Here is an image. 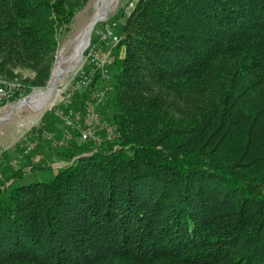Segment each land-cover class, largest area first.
<instances>
[{
	"label": "trees",
	"instance_id": "16d2710c",
	"mask_svg": "<svg viewBox=\"0 0 264 264\" xmlns=\"http://www.w3.org/2000/svg\"><path fill=\"white\" fill-rule=\"evenodd\" d=\"M88 1L0 0V75L44 87ZM123 17L118 149L76 134L72 164L0 190V264H264V0H138Z\"/></svg>",
	"mask_w": 264,
	"mask_h": 264
},
{
	"label": "rangeland",
	"instance_id": "374dc122",
	"mask_svg": "<svg viewBox=\"0 0 264 264\" xmlns=\"http://www.w3.org/2000/svg\"><path fill=\"white\" fill-rule=\"evenodd\" d=\"M95 2L96 0H89L75 15L69 31L61 34L55 63L56 66L58 60L62 61V64L59 65L61 66L60 69L73 65L75 61L73 59L76 58L83 40L80 34L85 31L92 20ZM137 2L138 0H120L116 9L107 16L106 20L96 24L92 32L90 45L84 52L82 60L74 71L68 74L58 91L57 98L46 109L39 110L35 114L31 110L32 103H28L30 107L13 110L26 97L38 90L46 89L50 84L53 71L44 87L30 88L29 84L25 82L35 77L30 70H21L15 80H10L20 81L25 89L16 101L0 108V161L3 167V179L0 181V190H5L15 184L47 179L54 175L58 169L75 161L76 158L68 159L60 155L59 150L62 148L60 146L67 143H60L59 146H55L54 138L49 137L50 135H55L57 139H61L62 133L66 129L64 123H62L61 111L74 110L76 120H81L85 125H88L87 114L88 109H90L88 106L94 107L92 104L94 101L93 95L98 91H105L103 104H100L96 111L100 114L99 116L103 123L109 121L108 118H110L112 113L109 107L112 97V77L109 80L101 77V81H98L97 85L93 87L94 79L90 87H81L76 93L72 94L70 101H67L68 94L72 86H74L73 83L78 78L80 71L83 68L85 70L91 68L86 60L90 51L99 56H104L111 52V60L114 56L117 57V60L125 56V48L116 49L118 43L125 36L122 32L125 17L120 18V16L122 12H126L130 16ZM114 36H117V39ZM72 39H74L73 42H69ZM66 60L68 61L65 63ZM81 94H89L90 96L85 99L80 96ZM33 103L37 104V102ZM63 105L65 108L62 107ZM84 105L86 106L83 107ZM109 123H112V121H109ZM112 125H110L111 129L114 128ZM113 130L115 131V129ZM101 134L103 139H105L103 141L105 144L110 143L114 146V150L118 149L116 135L110 139L106 129Z\"/></svg>",
	"mask_w": 264,
	"mask_h": 264
},
{
	"label": "built area",
	"instance_id": "2783aa9c",
	"mask_svg": "<svg viewBox=\"0 0 264 264\" xmlns=\"http://www.w3.org/2000/svg\"><path fill=\"white\" fill-rule=\"evenodd\" d=\"M117 39V36H114ZM87 62H89L91 68L85 70L83 68L78 78L73 83L74 86L70 89L68 94L67 101H70V96L76 93L81 87L88 88L93 83L95 76L100 75L103 79L109 80L112 77L111 73V52L105 54L104 56H99L94 52H89L87 56ZM24 85H18L16 87H7L5 84H0V108L11 104L16 101L18 97L24 92ZM94 101L93 106H88L87 119L89 121L88 125H85L83 121L76 120L74 110L70 109L68 111H61V118L66 129L62 133L61 139H57L55 135H50V138H54L55 146H59L60 143H68L75 138V135L78 134V137L82 141L93 140L99 145L105 141L103 139L101 132L107 130L108 137L114 138L116 133L107 123H103L100 114L96 111L97 107L100 104H103L105 98V91H98L93 95ZM2 162L0 161V181L3 179L2 171Z\"/></svg>",
	"mask_w": 264,
	"mask_h": 264
},
{
	"label": "bare ground",
	"instance_id": "6f19581e",
	"mask_svg": "<svg viewBox=\"0 0 264 264\" xmlns=\"http://www.w3.org/2000/svg\"><path fill=\"white\" fill-rule=\"evenodd\" d=\"M119 1L120 0H96L92 20L88 27L85 29V31L80 34L81 39L83 38V40L79 47V51L76 58L73 59L75 60L73 65L65 69H60L61 66L59 65L62 64V61H59L58 67L54 70L49 86L46 89L34 92L28 101L20 102L13 110H19L24 107H30L28 103H32L31 110L34 111L35 114H37L39 110L41 111L46 109L49 105L54 102V100L57 98V94H59L58 91L60 87L65 82L64 80L71 71H74V69L77 67L83 57L85 45L88 41L89 34L94 21L102 18L103 21L106 20L107 16H109L110 13H112L116 9ZM67 61L68 60H66L65 63ZM0 84H5L7 87H16L18 85H22L20 82L7 80L1 75ZM33 102H37V104H34Z\"/></svg>",
	"mask_w": 264,
	"mask_h": 264
},
{
	"label": "water",
	"instance_id": "95a60500",
	"mask_svg": "<svg viewBox=\"0 0 264 264\" xmlns=\"http://www.w3.org/2000/svg\"><path fill=\"white\" fill-rule=\"evenodd\" d=\"M103 19V18H102ZM102 19H97V20H95L94 21V23H93V25H92V28H91V31H90V34H89V38H88V41H87V43H86V45H85V49H84V52L86 51V49L89 47V45H90V42H91V39H92V32H93V30H94V28H95V26H96V24L97 23H99L100 21H103ZM75 39V38H74ZM74 39H72V40H70L69 42H73V40ZM60 52V51H59ZM59 52H58V55H59ZM83 56H84V54H83ZM83 58V57H82ZM82 60V59H81ZM58 64H59V60L57 61V65L53 68V73H54V70L58 67ZM53 76V75H52ZM51 79H52V77H51ZM51 79H50V81H51ZM31 97V95L30 96H28V97H26L24 100H22V101H28L29 100V98ZM21 101V102H22Z\"/></svg>",
	"mask_w": 264,
	"mask_h": 264
}]
</instances>
